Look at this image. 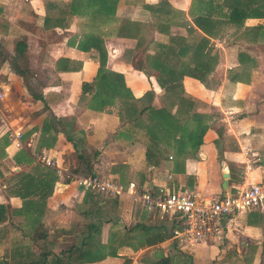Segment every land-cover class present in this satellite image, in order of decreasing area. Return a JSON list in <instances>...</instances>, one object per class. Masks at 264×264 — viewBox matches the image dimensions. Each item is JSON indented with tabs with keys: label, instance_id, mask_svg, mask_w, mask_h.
<instances>
[{
	"label": "crops",
	"instance_id": "0c3cea01",
	"mask_svg": "<svg viewBox=\"0 0 264 264\" xmlns=\"http://www.w3.org/2000/svg\"><path fill=\"white\" fill-rule=\"evenodd\" d=\"M205 1L117 0L114 20L99 17L93 26L91 10L86 19L69 14L70 0H0V204H8L0 264H152L160 257L168 264H264V202L242 213L221 243L182 252L169 237L168 216L74 182L98 173L152 193L187 188L207 199L242 181L247 163L245 183L264 179L263 14L249 9L237 24L221 0L211 1L206 29L216 63L203 80L184 75L162 87L149 65L159 44L173 45L171 37L206 35L195 23ZM89 30L103 39L105 68L120 76L108 74L107 84L120 81L131 102L120 90L124 98L109 93L102 108L89 107L97 51L76 45ZM17 40L25 42L24 59L14 62L29 71V88L12 67ZM160 111L168 115L161 129L152 118ZM193 115L206 125L197 147L178 143L180 127L184 138L194 127ZM143 226L166 237L140 244Z\"/></svg>",
	"mask_w": 264,
	"mask_h": 264
},
{
	"label": "trees",
	"instance_id": "16d2710c",
	"mask_svg": "<svg viewBox=\"0 0 264 264\" xmlns=\"http://www.w3.org/2000/svg\"><path fill=\"white\" fill-rule=\"evenodd\" d=\"M211 1L212 0L205 1L207 8L201 10L202 15L200 22L195 20L196 25L202 29L206 35L199 36L195 42H189L186 39L180 37H171L170 42H172L171 44L173 45H160V53H162V55L159 59V63L154 64L152 59L149 60L150 67L157 72L156 79L160 86L166 87L167 81L164 83L162 81L163 77L167 79H180L182 76L188 75L196 79L203 80L205 75L209 73L215 66L216 53L211 52V48L208 45L209 38L214 37V35L210 30L206 29V24L207 26L211 24V21L207 20L210 10L212 9L210 7V4H212ZM116 2L117 0H70V3L68 4V12L69 14H80L86 19V17L89 15V10H91V17L92 19H95L93 21L96 23L93 26H97L99 22L98 19H100L99 17L110 16V19L114 20ZM221 3L226 6L228 19L232 21L235 20V23L237 24H240L242 20L248 16V10L252 7V3H250L248 0H221ZM145 8L150 7L145 6ZM110 19L106 18V22H109L108 20ZM100 21L103 22V20ZM85 24L87 23L85 22ZM76 45L80 50L94 48L97 51L98 67L94 76V92L91 95V100H89V107L100 109L104 105L105 100L104 97H98V94H96V83L101 80L102 84H107V82H105L106 76L108 74H113L112 71L104 67L106 60V50L102 45L101 35L97 32L95 33L94 31L89 30V32L81 34V37L79 38V41ZM174 45L177 47L176 49ZM24 47L25 42L23 40H17L15 42L12 67L13 70L22 78L23 85H25L26 88H29L27 78L29 71L20 61L14 62L15 59H24V56L22 55V50ZM168 54L176 55L177 59H179V64L177 65V62H175V65H166L164 60ZM116 76L119 75L117 74ZM174 84L179 86V83L169 82L167 87ZM122 87L124 86L122 85ZM103 91L105 94L108 92L111 94L110 89H101L100 93ZM95 94L97 95L96 97ZM95 98L98 101H95ZM126 99L129 102L134 99L128 88L126 89ZM92 100H94V104H92ZM163 116L167 118L168 115L167 113H164ZM193 123L194 127L189 131L188 136L185 138L182 135V132L185 130L184 124L180 127L181 130L183 129L180 133V136L183 138L180 137L179 143L188 141L191 142V144H194V147H197L201 143V136L205 131L206 125L200 121L198 115H193ZM39 184L40 182L38 180L36 183H34L35 187H38ZM24 202L26 203L28 201ZM7 208L8 204H0V221L4 219L5 210H7ZM136 225L137 224L134 225L135 228L137 227ZM137 229L140 230L138 232V235L140 236L139 239L141 241L140 244L147 246L160 242L166 237L165 230L158 227L143 226ZM134 236L135 235L133 234L131 238H134ZM130 246L133 247L131 244ZM167 260L168 259L166 257H160L159 260L152 264H168Z\"/></svg>",
	"mask_w": 264,
	"mask_h": 264
},
{
	"label": "built area",
	"instance_id": "2783aa9c",
	"mask_svg": "<svg viewBox=\"0 0 264 264\" xmlns=\"http://www.w3.org/2000/svg\"><path fill=\"white\" fill-rule=\"evenodd\" d=\"M249 168L247 163L241 174L242 181L232 183L221 195L207 199H201L187 188L152 193L133 181L121 183L98 173L77 176L74 182L82 190L109 198L125 196L147 213L168 216L171 219L169 237L180 251L192 252L201 243H221L225 230L230 229L242 213L264 202V179L255 183L244 181L245 170Z\"/></svg>",
	"mask_w": 264,
	"mask_h": 264
},
{
	"label": "rangeland",
	"instance_id": "374dc122",
	"mask_svg": "<svg viewBox=\"0 0 264 264\" xmlns=\"http://www.w3.org/2000/svg\"><path fill=\"white\" fill-rule=\"evenodd\" d=\"M250 3H252V7L250 8V12H251V14H263L264 15V0H248ZM262 30V32L264 33V28H262L261 29ZM263 35V34H262ZM169 42H170V40H169ZM170 43H172V42H170ZM102 45H103V39H102ZM160 45L161 44H159L158 45V49H159V52L157 53V54H155V55H153L152 57H149V60L150 59H152V62L154 63V64H158L159 63V59H160V57H161V55H162V53H160L161 51H160V49H161V47H160ZM104 46V45H103ZM169 61H174V62H177V65L179 64L178 62H179V59H177V57H176V55H171V54H168L167 56H166V59L164 60V62L166 63V65H168V62ZM176 65V66H177ZM105 67V66H104ZM112 75H114V76H112V77H116V73H114L113 72V74ZM117 79H119L118 77H116ZM167 78H165V77H163L162 78V81L164 82V80H166ZM107 80H105V82H106ZM110 84H102V82H101V80L98 82V83H96V85H97V91H95L96 92V94H98V97H102L103 98V96H108V93H106L105 94V92L103 91L102 93H100V90L101 89H104V88H106V89H110V92H111V96L115 93L117 96H118V98H124V92H122V95H120L119 94V92H120V90L121 91H126V89L125 88H123L122 86H121V84H120V81H119V84H114V82H113V78L112 79H110ZM176 86H178V85H172V86H170V87H176ZM119 87H121V88H119ZM96 88V87H95ZM112 92H113V94H112ZM95 94V97L97 96ZM91 100V99H90ZM95 101H98V100H96V98H95ZM107 101V98L105 99V102ZM90 102V101H89ZM91 102H93L92 104H94V100H92ZM126 103V102H125ZM133 110V108H132V105H130V104H128V105H126V107H125V111L127 112V114L129 115V112H131ZM163 114H164V112L163 111H160V112H158V116H156V117H152V118H155V120H157V121H161L159 124H157V125H159V127H160V129L162 128V126H164V127H166V124L164 123V121H162V119H163ZM151 118V117H150ZM152 118H151V121H152ZM154 130V129H153ZM149 133L150 134H152V131L150 130L149 131ZM148 133V134H149ZM154 133V132H153ZM193 138V137H192ZM179 143V142H178Z\"/></svg>",
	"mask_w": 264,
	"mask_h": 264
},
{
	"label": "water",
	"instance_id": "95a60500",
	"mask_svg": "<svg viewBox=\"0 0 264 264\" xmlns=\"http://www.w3.org/2000/svg\"><path fill=\"white\" fill-rule=\"evenodd\" d=\"M227 173H223V180H222V183H221V187L224 189L226 187V180H227Z\"/></svg>",
	"mask_w": 264,
	"mask_h": 264
}]
</instances>
